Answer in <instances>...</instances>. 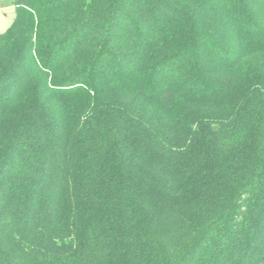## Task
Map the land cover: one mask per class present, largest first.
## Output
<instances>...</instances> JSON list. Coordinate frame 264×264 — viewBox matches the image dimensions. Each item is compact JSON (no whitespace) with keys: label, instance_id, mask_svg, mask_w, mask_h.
Returning <instances> with one entry per match:
<instances>
[{"label":"trees","instance_id":"1","mask_svg":"<svg viewBox=\"0 0 264 264\" xmlns=\"http://www.w3.org/2000/svg\"><path fill=\"white\" fill-rule=\"evenodd\" d=\"M0 264H264V0H15Z\"/></svg>","mask_w":264,"mask_h":264},{"label":"rangeland","instance_id":"2","mask_svg":"<svg viewBox=\"0 0 264 264\" xmlns=\"http://www.w3.org/2000/svg\"><path fill=\"white\" fill-rule=\"evenodd\" d=\"M15 16V0H0V32L5 31Z\"/></svg>","mask_w":264,"mask_h":264}]
</instances>
